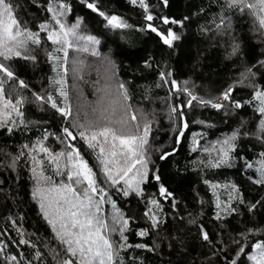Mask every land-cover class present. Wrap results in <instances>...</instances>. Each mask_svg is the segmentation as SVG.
Here are the masks:
<instances>
[{
    "label": "trees",
    "instance_id": "obj_1",
    "mask_svg": "<svg viewBox=\"0 0 264 264\" xmlns=\"http://www.w3.org/2000/svg\"><path fill=\"white\" fill-rule=\"evenodd\" d=\"M8 2L21 25L39 33L41 43L29 44L34 59L11 60L14 79L4 78L6 99L12 104L20 100L16 109L22 115L12 111L0 119L4 121L0 124V264H58L65 257L34 194L48 186L41 174L51 177L52 183L66 181V176L57 174V163L49 153L68 152L69 144L108 193L110 202L102 205L106 223L111 225L114 216L128 220L124 239L118 231L110 235L123 245L116 258L122 264H251L255 244L264 245V183H258L264 164L260 131L264 114L253 99L256 91H264V29L250 12L229 7L228 0H145L147 12L131 0ZM60 3L67 8L57 18L66 26L79 21L78 33L99 41L81 44L99 55L69 49L65 62L63 54L55 51L59 45L47 36L59 26L48 8L56 6L59 12ZM146 15L153 19L147 21ZM110 16L129 27L111 28L105 19ZM164 19L170 22L165 24ZM41 24H47V30L40 31ZM149 24L157 31H151ZM169 30L179 36L171 48L161 39ZM234 46H238L235 52ZM49 53L60 59L50 60ZM73 60L78 61L76 72ZM59 79L66 98L54 83ZM21 81L25 87H20ZM229 90V99L223 100ZM189 93L197 97L191 106ZM49 95L58 108L70 110L67 117L51 107ZM200 100L223 107L218 110ZM112 102L117 109L113 120L127 107L131 132H137V123L138 135H143L145 123L150 128L143 149L147 176L139 184V195L127 189L125 196L123 181L113 187L106 180L99 145L90 148L78 135L84 128L74 126H105L101 113L108 109L104 114L111 116ZM173 107L177 112H172ZM132 115L137 122H131ZM66 127L75 139L64 135ZM233 134L236 139L224 144ZM41 146L48 153L40 151ZM221 149L227 150L226 163L217 165ZM109 150L110 144L105 145ZM66 164L61 158V172L67 171ZM12 256L16 260L8 259Z\"/></svg>",
    "mask_w": 264,
    "mask_h": 264
},
{
    "label": "snow or ice",
    "instance_id": "obj_2",
    "mask_svg": "<svg viewBox=\"0 0 264 264\" xmlns=\"http://www.w3.org/2000/svg\"><path fill=\"white\" fill-rule=\"evenodd\" d=\"M132 3H139V5L148 11V5L145 4V0H131ZM166 2V0H165ZM229 7L238 8L239 11L244 12L247 10L256 19L261 29H264V0H228ZM87 7L92 11H97V8L92 3H87ZM58 8L61 10L57 12L56 6L50 5L48 11L53 14L52 18L59 26V31H49L48 40L53 45H59L55 49L56 52L63 54V60L65 62L69 59V49L76 52H91V55H99L95 49H89L86 45H82L81 41L86 44L95 45L99 43L94 37L82 36L78 33L77 29L80 27V22L77 21L71 26H66L58 15H63V10L67 8V5L60 3ZM104 15L103 13H100ZM107 25L113 29L128 28L129 25L122 22L116 16L105 17ZM145 19L151 21L153 17L146 15ZM170 21L164 19V23L167 24ZM175 23V21H172ZM148 27L151 31L157 30L149 24ZM47 24L40 25V31L47 30ZM158 35H161L157 32ZM161 39L164 44L170 48L173 46V42L179 39V36L175 35L171 30L167 32V35H161ZM41 43L39 39V33H33L27 28L23 27L18 19L13 14V7L8 0H0V105H3L5 109L11 108L13 111H17L16 105L21 103L20 100H16L15 104H12L10 100L6 99L4 90V78L7 80L14 79V73L11 69L10 61L14 58L34 59L31 56V49L29 44L39 46ZM238 49V46H234V52ZM49 59H60V57H54L52 53H49ZM73 71H78L76 67L78 61L73 60ZM112 62L109 61V64ZM114 67V64L112 65ZM55 70V65H54ZM170 75V74H169ZM163 78V74H162ZM55 84L60 85L58 90L59 95L67 97L66 91H64V83L62 79L55 80ZM20 87H25L23 81L20 82ZM175 88V82H173ZM119 88L123 89L124 85L120 84ZM187 91V89H185ZM231 94V90L226 91L222 99L228 100ZM124 100H127L126 92H122ZM191 95V93H189ZM37 100H42L43 97L37 96ZM254 100L259 101V111L264 114V91H256ZM197 97L191 95V99L187 101V105L191 106L193 101H196ZM47 101L51 104V107L56 109L62 116L67 117L70 114L68 108H58L56 101L52 96L47 97ZM201 104H211L213 108L220 109L223 107L220 103H212L211 101H199ZM116 102H112L111 116L105 115L108 109H105L101 113V119L106 121L105 126L96 128L93 126L85 127L84 125H74L84 130L79 131L78 135L88 142L90 148L95 149L99 145L98 159L102 165L103 176L106 180L115 187L121 181L127 186L124 190V195H128V190L135 191L138 195L139 184L144 182V178L147 176V165L144 158V146L147 144V137L150 131L148 123L143 126V135H138L139 124H136L137 132L130 131V122L127 116V107L124 108V114L120 115L117 119L113 120L112 117L116 116L117 109L114 106ZM235 107L239 108L240 104L236 103ZM172 112H177V108L173 107ZM17 115L22 113L17 111ZM179 119L183 120V114H179ZM131 122H137L136 115L130 117ZM4 121L0 120V124ZM113 123L118 124L120 127H111ZM187 128V124L183 125ZM127 131V134H125ZM260 131L264 133V120L261 121ZM64 135L72 140L75 139V135L69 128L63 129ZM180 135H183L181 130ZM100 138H103L101 142ZM236 139V134L223 141L224 144H230V141ZM179 143V137L177 138ZM110 144V150L105 151V145ZM71 149L68 152H61L51 156L53 162L57 163V174L66 176V181L61 183H52L51 177L41 178L48 186L43 188H37V192L34 195H38L41 201V210L43 211L45 218L48 219L49 224L56 232L57 238L60 240L65 257L61 258L58 264H122V261L117 260L118 251L123 245H117L111 240L110 235L112 232L118 231L121 238L124 239V232L126 231L128 220L122 217L114 216L112 218V224H108L105 221V215L102 211V205L106 202H110L107 191L100 187L96 178V174L88 166V164L82 160L79 152L68 145ZM40 151L48 153V149L41 146ZM223 156L217 161V165L226 163L223 157L227 156V150L221 149ZM61 158L66 159V172H61L59 168V161ZM165 157L162 156L161 159ZM39 163V162H37ZM139 165V168H137ZM251 167V165H249ZM135 170V172H134ZM261 179L258 183H264V164L261 169ZM131 174V175H130ZM159 179V177H156ZM83 186V187H82ZM165 189L160 188L161 195L165 194ZM99 197L98 199L96 197ZM155 204V201L151 202ZM115 208V204L112 205ZM155 227V218L153 217ZM119 224V227L116 225ZM139 235L144 236L146 233L141 232ZM204 239L207 240V234L204 235ZM21 244L27 243L24 240L20 241ZM138 247H144L138 245ZM243 252V249L240 250ZM254 251L257 255L250 256L249 259L254 261L255 264H264V245L257 243L254 246ZM8 259L14 261L15 256ZM235 264V262H233Z\"/></svg>",
    "mask_w": 264,
    "mask_h": 264
},
{
    "label": "rangeland",
    "instance_id": "obj_3",
    "mask_svg": "<svg viewBox=\"0 0 264 264\" xmlns=\"http://www.w3.org/2000/svg\"><path fill=\"white\" fill-rule=\"evenodd\" d=\"M12 111H13V110H12L11 108H7V109H5V108L3 107V105H0V119H6V118L10 115V113H11ZM254 255H257V252H256V251H254V254H253L252 256H254ZM251 264H255V262L252 261Z\"/></svg>",
    "mask_w": 264,
    "mask_h": 264
},
{
    "label": "water",
    "instance_id": "obj_4",
    "mask_svg": "<svg viewBox=\"0 0 264 264\" xmlns=\"http://www.w3.org/2000/svg\"><path fill=\"white\" fill-rule=\"evenodd\" d=\"M206 233L202 230V237L204 238V235H205Z\"/></svg>",
    "mask_w": 264,
    "mask_h": 264
}]
</instances>
